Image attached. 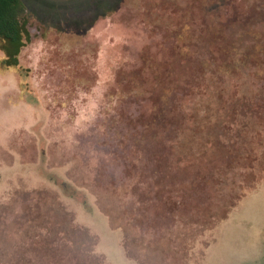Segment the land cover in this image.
Listing matches in <instances>:
<instances>
[{
    "label": "rangeland",
    "instance_id": "obj_1",
    "mask_svg": "<svg viewBox=\"0 0 264 264\" xmlns=\"http://www.w3.org/2000/svg\"><path fill=\"white\" fill-rule=\"evenodd\" d=\"M21 1L0 264H264V0Z\"/></svg>",
    "mask_w": 264,
    "mask_h": 264
},
{
    "label": "trees",
    "instance_id": "obj_2",
    "mask_svg": "<svg viewBox=\"0 0 264 264\" xmlns=\"http://www.w3.org/2000/svg\"><path fill=\"white\" fill-rule=\"evenodd\" d=\"M24 15L25 5L21 0H0V40L6 46V58L3 63L9 68L17 65L19 50L29 39L23 20Z\"/></svg>",
    "mask_w": 264,
    "mask_h": 264
}]
</instances>
